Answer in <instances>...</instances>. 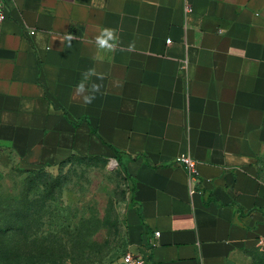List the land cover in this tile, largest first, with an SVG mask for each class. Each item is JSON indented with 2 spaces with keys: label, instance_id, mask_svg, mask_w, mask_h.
<instances>
[{
  "label": "crops",
  "instance_id": "0c3cea01",
  "mask_svg": "<svg viewBox=\"0 0 264 264\" xmlns=\"http://www.w3.org/2000/svg\"><path fill=\"white\" fill-rule=\"evenodd\" d=\"M5 7L1 168L118 156L136 185L128 251L146 264H234L264 245V0Z\"/></svg>",
  "mask_w": 264,
  "mask_h": 264
},
{
  "label": "rangeland",
  "instance_id": "374dc122",
  "mask_svg": "<svg viewBox=\"0 0 264 264\" xmlns=\"http://www.w3.org/2000/svg\"><path fill=\"white\" fill-rule=\"evenodd\" d=\"M88 156L42 173L0 167V225L28 238L0 232V264H118L136 185L119 157ZM234 264H264V245Z\"/></svg>",
  "mask_w": 264,
  "mask_h": 264
},
{
  "label": "built area",
  "instance_id": "2783aa9c",
  "mask_svg": "<svg viewBox=\"0 0 264 264\" xmlns=\"http://www.w3.org/2000/svg\"><path fill=\"white\" fill-rule=\"evenodd\" d=\"M6 1L7 0H0V32L2 30L3 24L6 20ZM187 11L191 12L192 8L190 6H187ZM33 35L34 32H31ZM172 41L170 39H167V44H171ZM116 161V160H115ZM177 165L183 166L191 176V178H194L197 175V162L194 158L190 157L187 154H181L178 156L175 160ZM157 236L160 235V233H156ZM152 245L154 243L152 242ZM118 264H146V260L136 255L130 251H128L126 254H124L121 259L119 260Z\"/></svg>",
  "mask_w": 264,
  "mask_h": 264
},
{
  "label": "trees",
  "instance_id": "16d2710c",
  "mask_svg": "<svg viewBox=\"0 0 264 264\" xmlns=\"http://www.w3.org/2000/svg\"><path fill=\"white\" fill-rule=\"evenodd\" d=\"M73 155V154H72ZM88 157H98V156H88ZM100 157V156H99ZM118 157V156H117ZM21 170H23V169H21ZM24 172H31V173H42L43 171H46L45 169H40V170H23ZM131 178V177H130ZM135 194H136V187H135V191H134V196H135ZM19 231H21V232H24L25 230H19V229H16L15 227H12L11 225H7L6 227H2L1 225H0V232L1 233H5L6 235L7 234H10V233H12V232H19ZM25 233V232H24ZM25 241L28 239L27 238V235H26V233L24 234V238H23ZM257 249V248H256ZM256 249H254V250H256ZM254 250H251V251H254ZM128 252V250H126V252L124 253V254H126Z\"/></svg>",
  "mask_w": 264,
  "mask_h": 264
},
{
  "label": "clouds",
  "instance_id": "9594fccd",
  "mask_svg": "<svg viewBox=\"0 0 264 264\" xmlns=\"http://www.w3.org/2000/svg\"><path fill=\"white\" fill-rule=\"evenodd\" d=\"M112 35H113V33L111 30L105 29L103 36L97 38L98 44L101 47L108 45V40H110L112 38ZM69 38H71V37H69ZM108 46H111V45H108Z\"/></svg>",
  "mask_w": 264,
  "mask_h": 264
}]
</instances>
